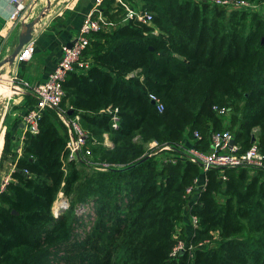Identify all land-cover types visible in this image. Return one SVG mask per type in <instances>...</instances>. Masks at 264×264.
<instances>
[{
    "label": "trees",
    "instance_id": "obj_1",
    "mask_svg": "<svg viewBox=\"0 0 264 264\" xmlns=\"http://www.w3.org/2000/svg\"><path fill=\"white\" fill-rule=\"evenodd\" d=\"M123 1L151 12L152 22H119L125 7L111 12L115 0H103L100 10L117 26L93 34L86 51L93 63L68 74L63 100L80 113L95 159L118 166L88 172L84 162L68 159L67 128L47 109L22 155L10 157L14 170L0 193V264H264V220L254 218L264 210L263 170L210 169L193 200L186 190L202 175L198 164L142 156L152 140L176 143L195 130L204 139L194 144L207 150L209 133L225 128L242 151L255 141L264 151V16L197 0ZM137 69L142 80L127 77ZM150 93L161 98L162 112ZM26 97L31 107L35 98ZM215 105L234 111L230 124ZM115 108L118 128L108 111ZM105 133L113 148L104 144ZM128 139L139 149L114 151ZM10 150L7 132L0 166ZM61 191L69 206L56 216ZM91 200L97 226L79 236L76 205ZM189 204L199 226L188 238L178 224ZM179 239L195 249L173 258ZM207 240L216 246L198 247Z\"/></svg>",
    "mask_w": 264,
    "mask_h": 264
},
{
    "label": "built area",
    "instance_id": "obj_2",
    "mask_svg": "<svg viewBox=\"0 0 264 264\" xmlns=\"http://www.w3.org/2000/svg\"><path fill=\"white\" fill-rule=\"evenodd\" d=\"M103 0H95L94 10H92L85 18L76 38L72 41L73 44L69 47L67 44L63 46L62 55L58 60L55 68L48 74L46 80L32 83L28 80L14 75L11 78L12 83H17L19 91L25 94H30L35 98V103L23 115L24 122V138L28 133L37 134L40 129V119L47 109H54L58 117L64 123L68 131V141L66 149L68 152V159L77 162H84L90 168H96L99 171H107L111 167L118 166L117 164L96 160L93 157L92 149L89 145V132L82 125L80 113L69 114L70 110L63 106V100L66 95L64 89V82L70 72L73 71H86L88 70L93 59L87 50L91 47L94 40L93 34L100 31L112 30L113 27L109 26L106 22L97 17H94V12L100 9ZM199 2H208L211 5L222 6L228 11L232 10H245L249 12H257L264 16V0L261 2H254L249 0H197ZM13 6L12 19L20 18L26 10V4L23 0H11ZM145 23H151L153 14L149 11L138 10L131 14ZM32 40V39H31ZM26 43L20 52L16 55L14 63H21L28 61L34 57L35 44L32 41ZM1 54V52H0ZM141 69L134 70L127 74L128 78L139 77L143 79L140 74ZM149 98L157 106V109L162 112L165 108L161 98L150 93ZM214 109L220 114L228 117L229 108L220 107L215 105ZM113 113L114 128L119 126L118 109H108ZM209 149L205 150L198 148L194 142L203 141L204 134L199 130H195L193 135H185L183 140L176 143L165 142L161 143L157 140H152L146 143L147 150L145 156L157 157L161 163H177L180 160L190 161L198 164L202 168V175L194 179L193 184L186 190V195L192 196L193 200H197L202 190H204L208 183L207 172L213 168L220 169H240L246 168L250 171H264V151L259 145L258 141L247 149L242 151L239 143L235 142L234 133L231 129L225 128L222 130H214L209 133ZM104 144L108 147H113V142L109 138V134H104ZM140 137H135V140ZM192 140L193 143H190ZM233 141V143H232ZM21 148L18 154L21 155ZM27 172V171H26ZM221 178L227 180L228 177L222 173ZM11 180V175H7L0 186V193L5 189L6 184ZM61 200L62 204L56 206V202ZM80 203L79 205H83ZM86 204V203H85ZM192 204H189L183 210V218L178 224V230H189L187 237H191L193 231L199 226V217L192 212ZM69 206V201L63 191H61L54 203L53 212L58 216L64 209ZM79 208V206H78ZM82 211V209H79ZM214 242V241H213ZM212 241H204L199 243L198 247L209 248L216 246ZM195 246L187 240H178L173 247L170 256L176 258L181 252L186 250L193 251Z\"/></svg>",
    "mask_w": 264,
    "mask_h": 264
},
{
    "label": "crops",
    "instance_id": "obj_3",
    "mask_svg": "<svg viewBox=\"0 0 264 264\" xmlns=\"http://www.w3.org/2000/svg\"><path fill=\"white\" fill-rule=\"evenodd\" d=\"M26 4V10L20 18L12 19L13 6L11 0H0V62L8 59L19 43V38L24 31L25 24L32 20L33 12L39 7L42 0H23ZM138 1V0H135ZM48 5L42 7V10L49 11L45 16L35 24L32 36V42L35 44L34 57L21 63H7L2 70L7 73H13L20 78L37 83L46 80L48 74L55 68L62 55L63 46L72 42L87 15L94 10L95 0H47ZM134 2V1H133ZM122 4L126 9L125 16L122 15L119 22L125 23L131 14L140 7L133 6L131 2L115 0L111 12H116L118 4ZM135 4V3H134ZM54 11V14L52 12ZM94 17L103 20L111 27H116L118 22L113 21L109 15L100 9L94 12ZM46 23V24H45ZM45 24V25H44ZM6 78V73L4 74ZM18 89V88H17ZM16 93L15 88L9 81H0V96H9ZM22 99V96L21 98ZM22 101V100H21ZM20 106L18 117L12 120L9 125H5V131L0 125V156L2 157L3 138L5 145V136L10 133L11 150L0 166V186L7 175H11L14 170V164L10 157L17 153L25 144L23 115L31 105L28 99H24ZM190 143H193L192 140ZM22 155V153H21ZM18 154V157L21 156ZM0 157V164H1ZM264 176V175H263ZM186 233L189 230H184Z\"/></svg>",
    "mask_w": 264,
    "mask_h": 264
},
{
    "label": "rangeland",
    "instance_id": "obj_4",
    "mask_svg": "<svg viewBox=\"0 0 264 264\" xmlns=\"http://www.w3.org/2000/svg\"><path fill=\"white\" fill-rule=\"evenodd\" d=\"M47 5H48L47 0H42L41 3L39 4V7L33 12L32 20L48 14L49 11L47 12L45 10L44 11L42 10V7H46ZM230 12H232V11H230ZM52 14H54V11L52 12ZM250 17H252V16H249L248 18L251 19ZM262 72H264V68H262ZM3 73H6V76L9 78L8 81L15 88V91H16V93L9 95V96H0V125H1V128H3V130L5 131V125H9V123L12 120H14L15 118L18 117L17 114L20 111V106L23 105L22 102H24V99L27 100V97H26L25 93H23L22 91H19L17 89L18 88V87H16L17 83H12L11 78L13 77V73H7L5 70L3 71ZM21 96H22V99H20ZM243 103H244V101H243ZM233 118H234V111L229 110V115H228V117H226V123L230 124ZM120 146L122 148H127L130 150H133L134 148L139 149L138 147H136L135 145H133L131 143L130 139H128L125 142H122L120 145L115 147L114 151L121 148ZM3 149H4V138H3ZM3 149H2L1 155L3 154ZM145 149L147 150L146 145H145ZM146 150H145V152H146ZM145 152L142 154V156H145ZM96 160H99V159H96ZM86 170L88 172H92V170H97V169L96 168H90L88 165H86ZM97 171H99V170H97ZM250 172L252 174L255 173V171H250ZM61 204H62L61 200H58L56 203V206H60ZM78 206H79V208H78ZM124 207H126V206H124ZM109 208L111 209V207H109ZM79 209H82V211ZM74 217H75L74 218L75 232L79 236H84L87 233H91L95 229V227L97 226L96 223L98 222V218H99V212H98L97 205H95L92 200L86 202V204L84 203L81 206L76 205V211L74 213ZM254 218H259V219L264 220V210L261 211L260 213H258L256 215V217H254ZM248 226H249V228L253 229L254 228V222L253 221L248 222ZM119 257H120V254H117L115 256V260L117 261V259Z\"/></svg>",
    "mask_w": 264,
    "mask_h": 264
},
{
    "label": "water",
    "instance_id": "obj_5",
    "mask_svg": "<svg viewBox=\"0 0 264 264\" xmlns=\"http://www.w3.org/2000/svg\"><path fill=\"white\" fill-rule=\"evenodd\" d=\"M41 18L38 17L30 22H27L25 24V27H24V31L22 32L20 38H19V43L18 45L16 46L15 50L13 51V53L11 54V56L4 60V61H1L0 62V76L3 74V70H2V67L7 64V63H10L12 64L14 61H15V57L16 55L20 52V50L22 49V47L28 43L31 39H32V36H33V30H34V26L35 24H37V22L40 20ZM73 44V42H70L68 44L69 47H71ZM154 103V102H153ZM69 114H73V110H70ZM233 143V141H232ZM149 156H145L144 159L148 158Z\"/></svg>",
    "mask_w": 264,
    "mask_h": 264
},
{
    "label": "bare ground",
    "instance_id": "obj_6",
    "mask_svg": "<svg viewBox=\"0 0 264 264\" xmlns=\"http://www.w3.org/2000/svg\"><path fill=\"white\" fill-rule=\"evenodd\" d=\"M4 74L5 73H3L1 76H0V81H2V80H6V81H8L9 80V78L6 76V78L4 77Z\"/></svg>",
    "mask_w": 264,
    "mask_h": 264
}]
</instances>
